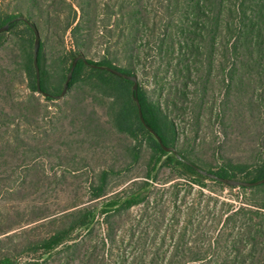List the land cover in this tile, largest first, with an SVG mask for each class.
Segmentation results:
<instances>
[{"label":"rangeland","instance_id":"rangeland-1","mask_svg":"<svg viewBox=\"0 0 264 264\" xmlns=\"http://www.w3.org/2000/svg\"><path fill=\"white\" fill-rule=\"evenodd\" d=\"M20 1L0 0V12L22 14L31 22L36 20L26 9L23 13L15 10ZM146 1L151 9H159L156 0ZM87 2L82 8L84 15L74 6L77 19H90L95 24L88 36V48L80 52L94 60L104 55L112 58L113 54L119 65L131 64L128 67L134 69L137 81L174 121L178 130L176 147L191 150L202 165L213 167L224 158L241 162L264 155V107H256L255 100L254 104L248 102L252 93L250 83L244 87L245 96L240 100L234 97V89L226 90L220 83L207 92L204 103L191 91L184 90V95L176 93L174 88H180V82L164 66L162 77L157 80L151 77L155 62L150 54L140 62L126 63L128 54L113 48L112 11L116 9L113 0ZM55 31L54 26L49 33L43 28L42 37L38 31L47 48L46 63L51 65L63 45L67 49L74 47L69 30L62 33L63 42L58 35L60 29L58 33ZM52 68L51 75H55L57 69ZM222 76L216 73V81ZM29 94L21 52L13 43L6 42L0 46V252L11 241L42 237L61 228L64 225L61 213L88 208L94 212L90 228H76L68 237L76 242L83 240L89 249L87 258L100 252L105 264L116 259L121 264H148L152 251L159 247L160 251L166 249L168 255L176 245L188 206L194 207L193 223L197 221L201 229H208L213 225L212 214L224 209V203H237L241 196L242 190L238 188L210 181L203 187L196 185L188 177L178 176L169 166L160 165L162 160L151 173L154 179L145 177L150 168V149L143 140L138 144L115 128L110 117L111 100L88 82H82L59 99L45 100L34 92L38 101L28 100ZM230 104L236 110L233 114L226 111ZM7 141L14 147L12 151L6 147ZM103 170L108 171L103 186L105 195L94 198ZM143 180L152 183L147 204L142 202L119 213L112 208L103 212L104 197L140 187ZM175 183L179 187H173ZM39 253L40 250L29 256Z\"/></svg>","mask_w":264,"mask_h":264},{"label":"trees","instance_id":"trees-1","mask_svg":"<svg viewBox=\"0 0 264 264\" xmlns=\"http://www.w3.org/2000/svg\"><path fill=\"white\" fill-rule=\"evenodd\" d=\"M87 1L21 0L22 3L17 2L15 5V10L18 9L19 13L26 9L33 19L36 18L32 23L38 29L40 37L43 28L49 33L51 26H54L57 29L55 33L60 29L61 35H58L61 42L62 33L69 30V36L74 43V47L69 49L63 45L56 62L51 65L46 63L48 59L45 42L42 38L39 39V87L47 95L36 89L33 29L25 21L15 19L18 13L0 12V26L8 24V29L0 32V46L6 42L13 43L21 52L22 69L27 87L31 91L28 100L38 101L34 92L41 94L45 100L60 93L74 58L80 50L88 48V36L95 29V24L90 19H77V9L74 7L84 15L82 8L88 4ZM156 1L160 4L158 10L151 9L146 0H113L116 7L112 11V42L115 43L113 48L128 54L126 63L132 60L140 62L141 58L150 54L155 62L150 74L152 78L157 80L162 77L160 73L164 66L171 77L180 82L181 86L175 87V92L184 95V90L191 91L200 102H203L204 96L215 83L224 85L226 90L234 89V97L238 100L245 96L244 87L250 83L252 93L247 97L248 102L254 104L255 100L256 107H264V0ZM58 4L60 6L56 7ZM86 21V25H83L82 22ZM118 61L113 54L112 58L104 55L99 60L86 58V62L78 59L71 71L66 93L82 82H88L100 95L111 100L110 117L115 128L128 134L138 144L143 140L150 149V168L145 177L153 180L151 173L162 160L160 165L169 166L178 176L188 177L191 182L201 187L210 181L222 187L242 190L237 203H224V209L212 214L213 225L208 229H201L197 221L193 223L194 207L188 206L186 221H182L185 225L179 229L176 245L168 251V255L166 249L160 251L158 247L150 253L152 259L147 263L264 264V183L248 187L231 186L202 175L195 169L199 167L223 178L256 181L264 177V155L260 154L252 161L234 162L230 158H224L214 167L202 165L197 154L175 146L178 142V130L174 121L150 98L143 84L137 81V89L133 92V82L130 79L98 67L110 66L123 73L135 75L134 69L128 67L131 64L121 66ZM52 67L57 69L55 75H51ZM218 72L223 76L216 81ZM134 95L138 98L146 125L139 118ZM253 96L257 99H253ZM233 106L234 104L228 105L226 111L230 114L236 112ZM28 119L31 117H26ZM154 134L160 137L164 145L174 147L180 157L171 151H165ZM6 147L11 151L14 149L8 141ZM107 174V170L102 171L100 185L93 193L94 198L105 195L103 186ZM139 183L140 187L104 197L101 207L103 212L112 208L119 213L142 202L147 204L152 183L146 180ZM176 185L179 187V183H175L173 187H177ZM59 216L64 219L61 228L42 237L14 243L11 241V245L0 252V264H105L104 256L100 252L86 257L89 249L83 240L76 242L68 239L72 230L89 227L93 223V210L76 208ZM114 234L112 232V243L115 242ZM60 244L63 245L57 248ZM39 250V255L29 256ZM22 255H25L23 259ZM42 255L45 257L41 258ZM120 260L124 261L122 258ZM112 264L121 263L116 259L112 260Z\"/></svg>","mask_w":264,"mask_h":264},{"label":"water","instance_id":"water-1","mask_svg":"<svg viewBox=\"0 0 264 264\" xmlns=\"http://www.w3.org/2000/svg\"><path fill=\"white\" fill-rule=\"evenodd\" d=\"M16 20H23L25 21L32 29H33V32H34V46H33V62H34V67H35V71H36V89L38 92L42 93L43 95H47L46 92H41L40 91V87H39V75H38V67H37V51H38V47H39V34H38V31L35 27V25L29 21L24 15L20 14V15H17L15 17ZM8 29V24H4L2 26H0V32H3V31H6ZM78 59H82L84 62H86V57L80 52L76 55V57L74 58L73 62H72V65L70 67V70L69 72L67 73V76H66V79L63 83V87H62V90L60 91V93L56 94V95H52V98L54 99H59L61 98L67 91V85H68V80L71 76V71L73 70L74 68V65L76 63V61ZM99 68L101 69H106L112 73H114L115 75L117 76H121V77H124V78H127V79H130L133 83H132V90L133 92L136 91L137 89V77L136 75L134 74H126V73H123L122 71L116 69V68H113V67H110V66H98ZM133 99L138 107V114H139V118L141 120V122L145 124L144 120H143V117H142V113H141V110H140V104L138 102V98L136 95L133 96ZM147 128L149 129L150 132L154 133L153 130L147 126ZM155 137L157 138V140L159 141L160 145L162 146V148L165 150V151H171L173 153L176 154V150L174 147L172 146H166L164 145L162 142H161V139L160 137L157 135V134H154ZM177 157H180L178 154H176ZM200 174L202 175H206L210 178H214L218 181H221L223 183H226L228 185H231V186H254V185H258L260 183H264V177L260 178L259 180H256V181H244V180H240V179H234V178H223V177H219L217 175H215L214 173H211V172H208L204 169H201L199 167H196L195 168Z\"/></svg>","mask_w":264,"mask_h":264}]
</instances>
